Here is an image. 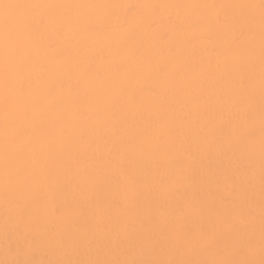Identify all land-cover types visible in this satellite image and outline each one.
Returning <instances> with one entry per match:
<instances>
[{
  "label": "bare ground",
  "instance_id": "bare-ground-1",
  "mask_svg": "<svg viewBox=\"0 0 264 264\" xmlns=\"http://www.w3.org/2000/svg\"><path fill=\"white\" fill-rule=\"evenodd\" d=\"M3 4L0 262L264 260L261 0Z\"/></svg>",
  "mask_w": 264,
  "mask_h": 264
},
{
  "label": "rangeland",
  "instance_id": "rangeland-1",
  "mask_svg": "<svg viewBox=\"0 0 264 264\" xmlns=\"http://www.w3.org/2000/svg\"><path fill=\"white\" fill-rule=\"evenodd\" d=\"M218 37V36H217ZM217 39V38H215ZM219 40V39H217ZM185 166V164H183ZM182 167V166H181ZM187 167V166H185ZM190 167V165L188 166ZM188 169V168H187ZM190 169V168H189ZM185 171V170H183ZM105 190L104 187H98L94 189V192L101 193ZM256 195V194H255ZM2 211L0 213V225L5 227L10 224V221L12 219V206L9 202H6L1 205ZM95 218H92L91 216H87L86 218H82V220L86 223H92ZM48 222L43 221L41 222L42 227H46ZM87 236L83 235L80 237V240L84 242L86 240ZM0 248L7 249L8 244L1 243L0 241ZM18 248L21 250L20 254L17 256H13L11 260V264H29V263H36L38 260H40L43 264H63L58 263L54 260L52 250L48 244H43L40 248L35 249V247H31L32 250H29V252L25 253V257L23 256V250L24 245L22 242H18ZM75 263L74 264H88L87 258L85 255V245L82 244L78 247L76 250V255H74ZM211 259V255L204 254L199 257V263H206Z\"/></svg>",
  "mask_w": 264,
  "mask_h": 264
},
{
  "label": "snow or ice",
  "instance_id": "snow-or-ice-1",
  "mask_svg": "<svg viewBox=\"0 0 264 264\" xmlns=\"http://www.w3.org/2000/svg\"><path fill=\"white\" fill-rule=\"evenodd\" d=\"M14 5L11 4H3L0 5V7L4 8H10L13 7ZM261 8L264 10V0H261ZM0 264H9L8 261L0 262ZM68 264H73V262H68ZM131 264H137V262H131ZM140 264H145V262H140ZM168 264H173V262H168ZM214 264H254L253 261H232V260H225V261H218L214 262ZM260 264H264V260L260 261Z\"/></svg>",
  "mask_w": 264,
  "mask_h": 264
}]
</instances>
